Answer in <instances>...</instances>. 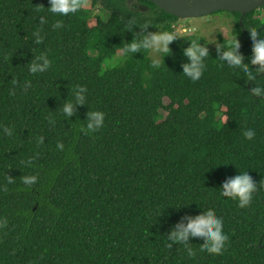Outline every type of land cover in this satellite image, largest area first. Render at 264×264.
Segmentation results:
<instances>
[{"label":"trees","instance_id":"1","mask_svg":"<svg viewBox=\"0 0 264 264\" xmlns=\"http://www.w3.org/2000/svg\"><path fill=\"white\" fill-rule=\"evenodd\" d=\"M79 2L76 13L59 16L48 12V0H0V264H264V190L246 208L219 193L239 171L264 181V98L247 92L264 74L247 82L214 60L209 44L205 71L193 82L182 74L185 39L169 45L159 68L143 50L125 58L120 48L145 20L155 32L176 30L179 18L150 0ZM218 13L233 17L248 64V30L264 37V6L242 22L239 13ZM133 18L137 27L128 31ZM57 21L62 27L53 29ZM41 53L50 68L30 74L27 64ZM76 85L86 87V104L65 117L61 107ZM89 110L105 118L85 134ZM25 176L37 180L25 185ZM207 210L229 238L220 255L201 253L196 239L192 256L166 246L171 225Z\"/></svg>","mask_w":264,"mask_h":264},{"label":"clouds","instance_id":"2","mask_svg":"<svg viewBox=\"0 0 264 264\" xmlns=\"http://www.w3.org/2000/svg\"><path fill=\"white\" fill-rule=\"evenodd\" d=\"M48 4V12L52 15L59 16L74 14L81 7L79 0H48ZM45 23L46 20L41 17L40 24ZM134 26L137 27L133 18L130 20L127 30L132 31ZM149 26H152V21L145 20L143 25L138 27L140 31L133 33L131 41L123 43L120 52L123 53L125 58L140 53L143 50L151 54L150 66L159 68L161 63L164 64V57L172 54L169 45L178 39H185L189 43L182 50V55L186 58V62L181 65L182 74L193 82L198 81L205 71V61L210 57L209 44L215 45L217 59L214 60L220 62L221 66L226 65L230 69L240 71L247 77V82L256 81L258 80L256 79L257 76L264 74V37L260 33L258 34L256 29L248 30L251 55L248 58L249 63L245 64L244 57L239 52L240 44L235 35L230 37L227 42L224 39L223 43H217L215 36L207 38L206 42L204 37L197 39L188 38L190 33L196 31L195 28H189L186 31H168L155 27L157 31L151 32L148 31ZM52 27L53 29H58L62 27V23L57 21ZM33 36L35 37L34 42L36 44L42 42V36L39 31H35ZM201 39L204 41L203 44L200 43ZM49 68L50 61L43 53L33 57L27 64L28 72L33 75L44 73ZM13 83H16L15 80H13ZM253 85L250 91L247 92L253 97L264 98V83ZM28 86L29 82H25L24 90H27ZM86 92V87L81 85H76L72 89V99H66L61 107V111L65 117L73 116L76 106L86 104ZM10 94L14 95L15 93L10 92ZM104 118L103 112L89 110L86 113L85 123L80 130L85 134L94 133L103 127ZM224 121H227V117H224ZM3 132L6 135L12 134V130L8 127L3 128ZM254 136L255 132L251 128H246L243 131V137L246 140H252ZM57 148L62 149L63 145L58 143ZM36 180V176H25L22 178V182L25 185H32ZM262 190H264V181L261 180L259 185H257L252 176L249 175L248 170H245L239 171L238 174L230 178H226L220 185L219 193L221 197L236 202L237 207L246 208L250 206L253 196ZM181 207L184 206L169 208L180 209ZM166 238L169 242L166 245L167 247L171 248L175 244L182 245L187 250L188 256L194 255L190 239H196L202 242L199 247L201 253L213 255H220L224 251L226 242L229 239L223 231L222 219L212 210L202 211L201 214L195 216H182L175 224L170 226Z\"/></svg>","mask_w":264,"mask_h":264},{"label":"water","instance_id":"3","mask_svg":"<svg viewBox=\"0 0 264 264\" xmlns=\"http://www.w3.org/2000/svg\"><path fill=\"white\" fill-rule=\"evenodd\" d=\"M167 14L179 19L208 16L218 12L239 13L243 17L264 6V0H150Z\"/></svg>","mask_w":264,"mask_h":264},{"label":"rangeland","instance_id":"4","mask_svg":"<svg viewBox=\"0 0 264 264\" xmlns=\"http://www.w3.org/2000/svg\"><path fill=\"white\" fill-rule=\"evenodd\" d=\"M133 7L141 12L147 11V8L140 5L134 4ZM100 15L105 21L109 17L108 12L105 10H100ZM233 27H234L233 17L228 15L227 13H218V14L216 13V14H211L208 16H201L196 18L179 19L175 23V29L177 31H186L189 28H195L196 31L190 33L189 35L204 37L206 41L207 38L215 36L217 43H219V36H222L223 38L226 39H230V37H232ZM210 45L212 48H215V45L213 44ZM116 61L117 59L114 57L112 59H109L107 61V64H109L110 62L115 63ZM162 115H165L163 111H162Z\"/></svg>","mask_w":264,"mask_h":264}]
</instances>
